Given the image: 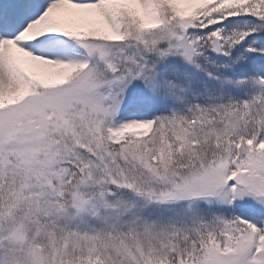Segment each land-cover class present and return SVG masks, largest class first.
<instances>
[{"label": "snow or ice", "instance_id": "snow-or-ice-1", "mask_svg": "<svg viewBox=\"0 0 264 264\" xmlns=\"http://www.w3.org/2000/svg\"><path fill=\"white\" fill-rule=\"evenodd\" d=\"M0 264H264V0H0Z\"/></svg>", "mask_w": 264, "mask_h": 264}]
</instances>
